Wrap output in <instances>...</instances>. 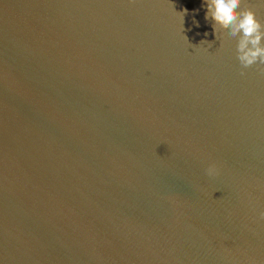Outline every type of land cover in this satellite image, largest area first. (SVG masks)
I'll return each instance as SVG.
<instances>
[{
	"label": "water",
	"instance_id": "95a60500",
	"mask_svg": "<svg viewBox=\"0 0 264 264\" xmlns=\"http://www.w3.org/2000/svg\"><path fill=\"white\" fill-rule=\"evenodd\" d=\"M206 12L0 0V264H264V65Z\"/></svg>",
	"mask_w": 264,
	"mask_h": 264
},
{
	"label": "clouds",
	"instance_id": "9594fccd",
	"mask_svg": "<svg viewBox=\"0 0 264 264\" xmlns=\"http://www.w3.org/2000/svg\"><path fill=\"white\" fill-rule=\"evenodd\" d=\"M131 2L135 3V0ZM243 3L244 0H204L207 8L205 19L212 22L215 33L226 30L229 36L239 37L237 59L242 68L247 69L257 64L264 65V24L257 19L251 7L241 10ZM215 171L213 167L209 174Z\"/></svg>",
	"mask_w": 264,
	"mask_h": 264
}]
</instances>
